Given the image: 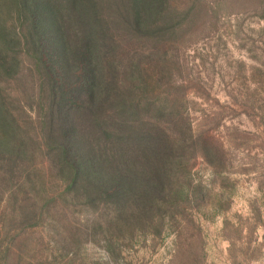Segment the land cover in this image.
<instances>
[{"label":"rangeland","instance_id":"obj_1","mask_svg":"<svg viewBox=\"0 0 264 264\" xmlns=\"http://www.w3.org/2000/svg\"><path fill=\"white\" fill-rule=\"evenodd\" d=\"M26 1L0 0V264H264V0H168L108 90L172 169L117 180L89 133L66 156Z\"/></svg>","mask_w":264,"mask_h":264},{"label":"trees","instance_id":"obj_2","mask_svg":"<svg viewBox=\"0 0 264 264\" xmlns=\"http://www.w3.org/2000/svg\"><path fill=\"white\" fill-rule=\"evenodd\" d=\"M29 4L34 6L33 0L24 7L30 9ZM34 8L35 44L50 77L66 156L76 154V139L89 133L98 142L90 169H83L89 174L117 180L136 169L150 174L172 169L169 152L162 154L151 131L137 130L134 117L121 119L122 125L113 120L116 109L108 90L109 80L141 55L140 45L162 39L165 30L159 26L169 16L168 0H39ZM114 63L116 76L109 75Z\"/></svg>","mask_w":264,"mask_h":264}]
</instances>
